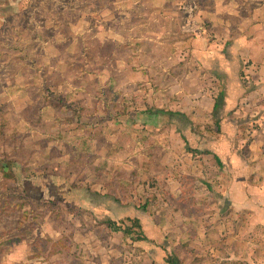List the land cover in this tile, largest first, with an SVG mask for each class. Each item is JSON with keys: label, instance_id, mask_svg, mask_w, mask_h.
<instances>
[{"label": "rangeland", "instance_id": "374dc122", "mask_svg": "<svg viewBox=\"0 0 264 264\" xmlns=\"http://www.w3.org/2000/svg\"><path fill=\"white\" fill-rule=\"evenodd\" d=\"M117 1L0 0V193L24 209L8 214L7 226L23 217L22 231L46 258L61 251V264L80 248L73 243L87 242L81 238L116 237L119 229L132 241L155 238L147 252L140 249L143 260L145 253L180 258L183 232L198 236L181 225L188 218L181 192L197 189L196 162L215 149L224 158L255 157L264 148V96L254 93L262 90L244 58L233 62L234 39L203 18L209 1ZM78 15L87 18L83 47L65 48ZM107 23L110 38L97 30ZM55 32L65 45L47 42ZM47 97L63 110L40 112ZM20 173L63 183L21 181ZM91 189L105 192L89 198L105 209L83 207ZM126 243L128 261L133 247ZM198 246L190 250L195 259ZM202 249L213 254L211 245Z\"/></svg>", "mask_w": 264, "mask_h": 264}, {"label": "crops", "instance_id": "0c3cea01", "mask_svg": "<svg viewBox=\"0 0 264 264\" xmlns=\"http://www.w3.org/2000/svg\"><path fill=\"white\" fill-rule=\"evenodd\" d=\"M208 1L212 8L210 10L201 9L203 18L212 21L211 28L217 35H227L234 39L230 45L231 51L235 53L233 62L236 67L242 58L249 63L243 69L251 75L253 82H256L262 90V92L254 93L264 96V0H203L205 4ZM117 2L125 1L118 0ZM82 19L87 18L78 15L77 22L73 26L70 25L71 34L69 40L64 41L66 45L62 42L58 43L61 34L57 32L54 33L55 38L47 42L55 48L61 44L67 48L69 43L72 45L75 41V43L79 41L81 42L79 43L80 48H82V35L86 32L85 25H81ZM120 21L116 23L121 25ZM97 30L101 31L100 35L106 38H110L113 31L109 28V23L100 26ZM129 38L133 39L134 35L133 37L130 35ZM57 49L59 52L60 49ZM61 97L58 96L60 101ZM247 98L248 96L243 99ZM47 99L48 101L40 108V112L49 111L51 106L54 111L63 110L65 107L55 98L47 97ZM214 103L215 100L211 105L212 111ZM214 152L216 156L213 154L211 156L213 159L203 158L196 162L197 189L190 188L181 192L184 197L183 208L186 209L185 212L188 215V218L182 221V228L198 230V236H193L192 231L183 232L181 243L187 246V250H184L183 255L180 256L182 263L179 257L171 256V254L168 256L167 253L152 258H148L149 256L147 257L145 253L146 259L143 260V253L140 249L147 252L151 246L157 244L155 238L144 233V239L132 241L125 236L124 231L121 232L119 229L116 237L110 236L106 239L85 237L78 240L87 241L85 244L73 243L74 246L80 245V248L70 250L68 264H171L167 261L169 257L176 260L178 264H210L209 260H212L214 264H264V148L261 150L262 155L255 157L230 155L219 158L216 149ZM16 177L21 178V181L37 178L43 182L52 178L63 183L61 177L56 178V176L44 174L29 176L20 173ZM210 177H213V180H210ZM210 182L214 184L211 188L207 184ZM95 191L102 193L101 195L105 193L98 189L86 191L87 204L83 207L96 210L105 209L104 203L94 205L90 202L89 198L95 195ZM78 192L79 190L70 189L68 193L71 196H78ZM7 193H0L2 199L0 204V264H61L56 261L61 251L46 258V254L35 247L34 239L30 238L26 231H22L23 217L18 216L10 227L7 226L10 219L8 214L24 211L20 205L6 203ZM55 194L63 197L61 193L55 192ZM44 195L41 189L40 196L44 197ZM101 202L104 201L101 200ZM139 224L140 230H144V226H141L140 222ZM173 224L172 222L169 225ZM105 225L110 228L108 224L105 223ZM127 241L132 243L133 258L125 261ZM169 242L172 244V240ZM113 244H117L116 249L109 247ZM103 245L108 247L104 249ZM195 245H199L200 252L196 259L190 251ZM203 245L205 248L207 245L213 246V254L208 255L206 250L204 252ZM115 252L116 255H114ZM114 258L117 259L114 260Z\"/></svg>", "mask_w": 264, "mask_h": 264}, {"label": "trees", "instance_id": "16d2710c", "mask_svg": "<svg viewBox=\"0 0 264 264\" xmlns=\"http://www.w3.org/2000/svg\"><path fill=\"white\" fill-rule=\"evenodd\" d=\"M222 95H223V92H220V93H219V98H218V99L215 101V103H214L213 112H216V111L218 110V108L220 107V100H221ZM127 219H129V220L132 222V225H133V226H135V227H137L138 229H140L139 220H138L137 218H134V219L127 218ZM106 224H108L109 226H111V225L114 224V222L111 221V220H108ZM124 232H125V234L128 233V231L125 230V229H124ZM144 238H145V237H144L143 234H139V236H137L136 239H137V240H142V239H144ZM167 261H168L169 263H171V264H178V262H177L176 260H174L173 258H170V257L167 258Z\"/></svg>", "mask_w": 264, "mask_h": 264}]
</instances>
